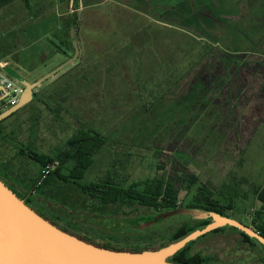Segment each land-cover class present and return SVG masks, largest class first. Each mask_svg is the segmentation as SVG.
<instances>
[{
	"label": "rangeland",
	"instance_id": "rangeland-1",
	"mask_svg": "<svg viewBox=\"0 0 264 264\" xmlns=\"http://www.w3.org/2000/svg\"><path fill=\"white\" fill-rule=\"evenodd\" d=\"M71 7L17 0L1 8L0 56L13 51V59L37 66L25 73L30 82L64 63L74 54ZM76 13L78 60L35 89L40 101L0 124L1 162L15 175L2 174L6 183L88 241L127 248L171 242L186 219L145 226L154 210L100 209L74 183L35 191L42 169L17 154L31 148L54 156L83 123L111 139L82 185L116 169L129 185L187 167L213 190L227 183L239 219L264 211V0H80ZM177 75L186 77L174 84ZM60 83L73 89L67 101L51 93ZM25 175L36 181L20 186L16 176ZM197 192V185L182 189L179 201ZM188 254L213 264H264L263 250L231 229L198 238Z\"/></svg>",
	"mask_w": 264,
	"mask_h": 264
},
{
	"label": "trees",
	"instance_id": "trees-1",
	"mask_svg": "<svg viewBox=\"0 0 264 264\" xmlns=\"http://www.w3.org/2000/svg\"><path fill=\"white\" fill-rule=\"evenodd\" d=\"M15 1L17 0H0V9L5 7L6 5L14 3ZM61 2L72 3L71 8L73 10V14L69 18L70 21L69 27L70 29L76 28L78 23V15L76 12L79 8L80 0H61ZM26 4L28 7L29 5L27 2ZM68 36L69 38H71L70 33L68 34ZM11 54L14 55V52L12 51V53H8L7 55H11ZM233 58L230 59L233 60ZM23 62L25 61H22V63ZM230 66L231 63L229 67ZM88 74L91 73L88 72ZM177 76L178 77L175 79L174 84L179 83L182 79L186 77V75H177ZM83 78L84 79L87 78L86 73ZM86 82L87 83L91 82V77L90 79L88 78ZM80 83L82 82H78L79 86ZM57 87L59 89L55 90ZM57 87L53 89L51 93L52 94L57 92L62 93L61 96L62 101L63 100L67 101L69 96L73 93L71 92L73 91V89L70 90V88L68 87L65 88V86L62 85V83H60L59 86ZM34 95L35 97L33 101H38V100L40 101L41 98L38 95V93L35 92ZM1 110H3L2 107L0 108V113H2ZM55 110L58 111V113L60 114L61 112L60 108ZM12 115H14V113ZM6 120L7 119L3 120L2 122H5ZM80 121L82 122V120ZM2 122H0V124ZM110 139L111 138L109 136H105L96 128L80 123V126L77 128V130L66 141L64 147L58 149L54 156L36 152L31 148L25 149L23 147L25 150H22L21 153L17 154L15 158L21 159L24 158V156H27L30 159H33L36 164L42 166V170L47 165H51L52 161H55L56 162V164H54L55 168L51 170L50 174L43 180V182L41 183V185H39V187H45V190L47 189V191L48 190L51 191L54 189L53 187L58 185L59 181H61V183L62 182L74 183L81 188L82 193L89 198V201H91L93 204L97 203L100 209H105L107 207H110L111 205H122L125 207L141 206L154 210L155 211L154 217L163 213L174 212L182 208L202 209L207 211L218 212L223 215L235 218L240 222H242L243 224L252 227L255 231H257L262 236H264V211L261 210L258 211V213H256L255 215L256 217L254 216V218L251 219L250 222L239 219L237 216L232 214L234 209L239 208V206H237L238 197L230 193H229V197L227 196L228 194L227 191L229 189L226 191V188H228V184L225 183L227 187H225L224 185V189H225L224 191L218 188L216 190L215 189L213 190L208 185L200 183L199 177L191 173L187 167H183L184 168L183 170H178V172H175L172 175L164 174L162 176L147 178L141 181H134L129 185L127 184V178H123L122 175L119 173V170L116 169L113 173L108 174L106 176H102V178H99L98 181L84 185L80 184V182L85 179L87 171L95 164V160H96L95 157H97V154L102 153L104 149L107 148ZM15 146L18 147V144ZM174 164L177 165L176 162ZM65 165H70L68 174L64 171ZM42 170H41V176H42ZM0 178L4 181L1 171H0ZM193 185H197L198 187L197 195L194 197L192 201L183 204V202L179 201V194L181 190L190 189ZM21 199H25L26 204H28L31 208H33V205L31 204V201H29V199L26 198H21ZM151 219L153 218L151 217ZM151 219L149 218L148 221H150ZM178 219H186V223L174 233L173 239L169 243H163L158 246L144 245L141 247H129V248L116 247L110 244L107 245L96 244V245L116 251L142 252L145 250H157L164 247L167 244L174 243L182 239L183 237L192 233L193 231H196L198 229H205L212 222L211 218L196 219L191 216H183V215L178 216ZM225 229H231L233 231L240 233L249 243L253 245L255 244L258 245L264 252V247L257 240L248 237L247 235H245L243 232H241L236 228L227 226V227L219 228L213 232H219ZM82 239L88 241L84 238ZM194 242L195 241H191L190 243H188L182 250H180L172 258H170V261L175 264H213V261H211L210 258L202 257L201 255L191 256L188 254V248Z\"/></svg>",
	"mask_w": 264,
	"mask_h": 264
},
{
	"label": "water",
	"instance_id": "water-1",
	"mask_svg": "<svg viewBox=\"0 0 264 264\" xmlns=\"http://www.w3.org/2000/svg\"><path fill=\"white\" fill-rule=\"evenodd\" d=\"M74 30L75 28H72L70 32L74 54L64 63L33 82L15 75L24 89L19 102L0 113V122L33 101L36 88L78 60L80 49ZM181 215L196 219L211 218L212 222L205 229L193 231L157 250L142 252L110 250L62 230L26 204L25 200L0 178V264H175L170 258L188 243L227 226L240 230L264 247V236L252 227L214 211L182 208L158 216L145 226L155 224L161 219Z\"/></svg>",
	"mask_w": 264,
	"mask_h": 264
},
{
	"label": "built area",
	"instance_id": "built-area-1",
	"mask_svg": "<svg viewBox=\"0 0 264 264\" xmlns=\"http://www.w3.org/2000/svg\"><path fill=\"white\" fill-rule=\"evenodd\" d=\"M6 68V65L0 64V99H2L0 104H2L1 107L3 108V110L15 106L19 102L24 89L23 85L16 79L15 75L6 71ZM55 77H52L50 80L55 79ZM54 168V164L47 165L45 168H43L42 176L40 180H38V186L41 185L43 180L50 174L51 170H53Z\"/></svg>",
	"mask_w": 264,
	"mask_h": 264
},
{
	"label": "crops",
	"instance_id": "crops-1",
	"mask_svg": "<svg viewBox=\"0 0 264 264\" xmlns=\"http://www.w3.org/2000/svg\"><path fill=\"white\" fill-rule=\"evenodd\" d=\"M20 36H18V42H19V40H20V38H19ZM23 37H24V35H23ZM16 40V39H15ZM2 46H4V45H2ZM8 53H12V51H9ZM8 53H6V54H3V55H1L0 56V64L1 65H6L7 66V68H6V71H8L9 73H12V74H14V75H19L20 77H22V78H24V79H26V80H28L27 78H26V75H25V73H27V74H31L32 72H35V69L37 68V66H34L33 68H31V66L30 65H28L26 62H23L22 63V61L21 60H16V59H13L12 58V54L11 55H7ZM14 63V66L12 65ZM42 75V74H41ZM32 82V81H31ZM36 92V91H35ZM4 159V157H1L0 158V171H1V174H4L5 176H7L8 178H10V176H9V174L10 175H13V173L12 172H7L6 170H5V165H4V162H1L2 160ZM35 166L36 167H41V169H42V166H39L38 164H35ZM5 176H3L2 175V177H3V179H4V177ZM15 175H13V177H14ZM18 176H16V179H17V182H19V183H17V184H19L20 186H25V184H23V183H26V182H29L30 180H32V181H36V178L35 177H33V176H31V175H29V176H21V177H19V178H17ZM5 180V179H4ZM9 185V184H8Z\"/></svg>",
	"mask_w": 264,
	"mask_h": 264
},
{
	"label": "flooded vegetation",
	"instance_id": "flooded-vegetation-1",
	"mask_svg": "<svg viewBox=\"0 0 264 264\" xmlns=\"http://www.w3.org/2000/svg\"><path fill=\"white\" fill-rule=\"evenodd\" d=\"M5 101V100H4ZM5 181V180H4ZM6 182V181H5ZM9 186V185H8ZM14 192H16L11 186H9ZM35 187H36V189H35V191H37V188H39V186H38V182L36 183V185H35ZM34 191V192H35ZM16 194H18L17 192H16ZM19 195V194H18ZM20 196V195H19ZM20 198H23V197H21L20 196ZM27 199V198H26ZM23 200H25V199H23ZM39 214H41L42 216H44V218H46V219H48L50 222H52L53 224H55L56 226H58L59 228H61L62 230H65V231H67V232H69V233H71V234H74V235H76V236H78L79 238H84L85 239V237H83V236H81L80 234H78L77 232H75L74 231V229L73 228H70L69 226H67V225H64L63 223H61L60 221H58L57 219H54V216L53 215H48V214H46V213H43L42 211H40V210H37L35 207H33ZM164 214H166V213H163V214H160V215H158V216H162V215H164ZM158 216H156V217H158ZM173 218V217H172ZM171 219V217H168V218H166V219H161L160 221H157L156 223H162V222H166V221H168V220H170ZM89 242H92V241H89ZM95 243V242H94ZM95 244H101V245H104V244H106L107 245V243H105V242H103V243H95Z\"/></svg>",
	"mask_w": 264,
	"mask_h": 264
}]
</instances>
